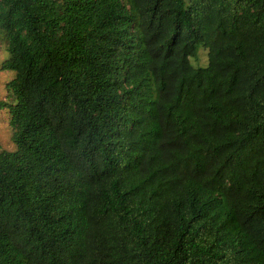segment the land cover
I'll use <instances>...</instances> for the list:
<instances>
[{"label":"trees","instance_id":"trees-1","mask_svg":"<svg viewBox=\"0 0 264 264\" xmlns=\"http://www.w3.org/2000/svg\"><path fill=\"white\" fill-rule=\"evenodd\" d=\"M0 48V264H264V0H0Z\"/></svg>","mask_w":264,"mask_h":264},{"label":"rangeland","instance_id":"rangeland-1","mask_svg":"<svg viewBox=\"0 0 264 264\" xmlns=\"http://www.w3.org/2000/svg\"><path fill=\"white\" fill-rule=\"evenodd\" d=\"M6 57L3 48H0V62ZM194 66L205 65L207 63V50L199 49L198 57L191 58ZM13 72H6L0 69V101L5 99V83L11 78ZM14 150V144L11 141V129L8 125V115L5 109H0V150Z\"/></svg>","mask_w":264,"mask_h":264}]
</instances>
